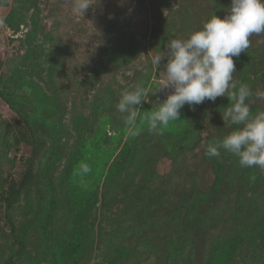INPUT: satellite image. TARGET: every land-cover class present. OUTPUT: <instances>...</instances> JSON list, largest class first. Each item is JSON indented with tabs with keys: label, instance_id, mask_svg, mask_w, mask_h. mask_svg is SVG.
<instances>
[{
	"label": "rangeland",
	"instance_id": "obj_1",
	"mask_svg": "<svg viewBox=\"0 0 264 264\" xmlns=\"http://www.w3.org/2000/svg\"><path fill=\"white\" fill-rule=\"evenodd\" d=\"M230 4L231 0H93V7L78 15L72 11V0H21L19 6L16 0H0V73L9 78L33 126L49 134V146L60 139L69 153L79 134L77 127L96 120L113 146L114 137L122 136L123 141L129 137L125 114L116 109L122 92L141 82L150 89L148 102L142 105L143 116L171 91H156L164 67L163 63L154 67L152 55L171 39L188 38L212 13L223 17ZM16 6L18 27L13 29L7 18ZM245 58L247 66L238 67ZM234 62L237 71L233 79L238 85L247 84L254 93L264 90V33L250 37V47L239 58L234 57ZM226 96L189 107L195 114L188 123L196 128L189 141L193 144L202 139L179 153H168L169 141L165 145L166 138L158 134H152V139L143 125L142 133L134 138L141 144L135 180L124 173L108 188L103 187V181L100 184L99 203L91 221L94 252L87 264H109L108 244L112 242L131 247L120 264H165L164 241L185 246L172 264H185L189 255L194 264H203L212 243L242 231L239 225L245 229L264 217V174L259 169L241 168L235 156L222 151L217 157L223 164L219 177L211 159L204 156L207 137L221 139L235 127L222 119V112L231 104ZM251 99L253 112L264 110V99L255 95ZM20 128L19 117L0 97V170L5 175L9 168L6 157L17 155L15 178L21 176L32 151L25 143L19 151L16 146L7 149L6 142L14 145ZM85 133L92 138L93 134ZM66 158L58 164L59 170ZM256 174H261V181ZM38 187L28 190L32 206L27 195L16 203L12 214L17 223L35 217ZM151 187L159 199L151 198ZM185 197L186 206H182ZM147 199L149 210L145 208ZM182 209L179 217L185 232L179 229V220L173 222L175 212ZM61 215L58 211V217ZM146 215L152 220L144 222ZM1 230L0 252L7 251L9 244ZM36 231H31L29 251L47 264L38 255ZM254 255V247L246 245L235 264H251Z\"/></svg>",
	"mask_w": 264,
	"mask_h": 264
},
{
	"label": "trees",
	"instance_id": "obj_2",
	"mask_svg": "<svg viewBox=\"0 0 264 264\" xmlns=\"http://www.w3.org/2000/svg\"><path fill=\"white\" fill-rule=\"evenodd\" d=\"M20 1L16 0L18 6ZM18 6L7 18V24L13 29L18 27L16 20ZM246 59H242L238 67L247 66ZM1 69L2 62L0 61V71ZM15 94L16 90L9 78L0 73V97L16 113L21 124V128L15 132L18 137L16 136L14 145L6 142L7 149L16 146V150L19 151L21 143L27 144L32 149L31 155L25 162L26 168L19 178H15L13 174V169L18 161L17 155L6 157L9 168L4 171L5 175L3 170H0V209H2L0 210V227L7 239L5 242L9 241L6 248L8 252L6 250L0 252V264H42L43 260L40 261L29 251L32 229L37 230L40 240L38 255L47 264H87L94 252L91 221L99 203L100 184L103 181V187L108 188L116 183L117 176L120 177L124 173L128 177L133 175L134 181L136 172L140 170L141 144L131 137L123 141L122 136H119L114 137L116 143L110 146L105 140L109 138L104 130L106 124H102L104 134L101 132L102 126H99L98 120L87 121L77 127L79 134L75 139L74 147L69 153H66L60 139L56 142L53 141L49 146L48 133L46 134L42 127L33 126L30 113L24 109V103L19 102ZM183 108L185 109L180 110V119L183 120L178 119L170 122L163 133L158 135L161 138H166L164 139L165 145L169 141L168 153H179L186 147L196 146L202 139L197 138L193 144L189 141L196 130L188 123L194 117L195 111L187 104ZM182 113L183 117H181ZM85 132L93 134L92 138L91 136L86 137ZM148 134L152 139L154 138L153 133L150 135L148 132ZM167 134H170V137H167ZM213 140H215L214 137L206 138L203 143L204 153L207 143ZM64 156L67 158L59 170L58 164L61 163ZM204 156L207 161L211 159L213 169L221 177L223 164L219 159L217 157L210 158L205 154ZM80 162H86L92 168V172L83 178V182L87 184L86 189L82 186L81 177L74 175ZM219 162L220 166H218ZM143 173H146L145 176H150V173L146 171ZM255 177L260 181L262 179L261 174H256ZM33 185L40 186L37 190L39 202L35 208V217L17 223L12 211L23 195H27V202L31 206L33 205L32 195L28 192ZM149 189L151 198L159 199L156 191H153L152 187ZM148 199L145 202V208L149 210ZM182 200V206H186V197ZM31 206L28 207L31 209ZM58 211H62L60 217H58ZM182 212L183 209L181 212H175L176 216L173 222L179 220L181 222L179 229L185 232L184 221L182 217H179ZM150 220L152 219L148 215L144 217V222ZM239 229L243 230L224 240L212 243L203 264H235L240 250L246 245L253 246L255 249V255L250 260L251 264H264V217L254 221L251 226L246 225L245 229L239 225ZM163 245L162 248L166 253L165 264L177 262L185 249L184 245L178 243L171 245L164 241ZM108 249L111 257L108 260L109 264H120L123 258L129 254L131 247L117 246L115 242H112L108 244ZM185 264H194L192 255L188 256Z\"/></svg>",
	"mask_w": 264,
	"mask_h": 264
},
{
	"label": "clouds",
	"instance_id": "obj_3",
	"mask_svg": "<svg viewBox=\"0 0 264 264\" xmlns=\"http://www.w3.org/2000/svg\"><path fill=\"white\" fill-rule=\"evenodd\" d=\"M93 7V0H72V11L78 15ZM264 33V0H231L223 17L215 12L186 39L174 38L162 50L154 53L151 63L164 72L157 90L171 89L158 106L140 115L142 105L148 102L150 89L138 83L121 93L116 109L125 114L127 134L138 137L146 124L153 134H162L170 122L180 119V110L215 102L226 93L231 101L222 112L224 124L235 126L221 139L207 143L205 155L220 157L222 151L238 159L241 168H255L264 174V110L253 112L252 97L264 99V90L255 93L247 84H237L234 57L250 47V37ZM231 90V91H230ZM155 91V92H156ZM139 117V123H138ZM92 172L91 166L80 162L74 175L83 178Z\"/></svg>",
	"mask_w": 264,
	"mask_h": 264
}]
</instances>
